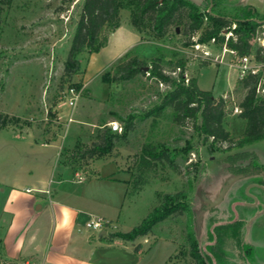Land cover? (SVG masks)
Returning <instances> with one entry per match:
<instances>
[{
  "label": "rangeland",
  "instance_id": "rangeland-1",
  "mask_svg": "<svg viewBox=\"0 0 264 264\" xmlns=\"http://www.w3.org/2000/svg\"><path fill=\"white\" fill-rule=\"evenodd\" d=\"M82 1L12 0L7 4L0 0V108L6 90L11 87L20 88L24 99L32 95L35 98L36 93L40 98L39 114L31 117L33 120L0 110L7 116L6 125L0 130L21 128L35 121L41 140L48 137L57 140L63 136L57 148H50L51 156L59 159L58 152L64 146H73L76 140L91 146L98 140L102 126L117 121L123 128L124 121L135 116L134 128L126 139L117 141L110 153L101 155L95 152L76 163H69L75 170L89 174L88 171L94 170L93 166L101 163L110 166L113 162L121 172L130 176L129 193L123 207L120 212L108 213L115 226L112 230L121 233L132 231L161 204L166 194L185 192L193 201L188 211L168 217L157 223L148 235L138 237L129 255L119 257L121 262L117 256L106 260L111 264H197L190 254L191 243L196 239L204 241L208 210L219 205L230 192L229 206L235 211L237 203L233 201L243 199L244 189L250 195L247 188L251 184L246 188L231 187L234 180L228 179L227 185L223 186L227 178L215 161L226 153L216 147L211 154L210 141L184 154L182 148L187 140L196 136V132L190 120L186 124L177 123L172 108L146 117L161 103L162 96L169 90L168 85H161L143 73L121 82H105L103 78L109 72L112 76L115 67L130 57L143 59L149 66L155 58L161 57L165 70L176 76L174 64L183 58L187 62L185 75L188 78L197 77L202 89L213 91L216 98H224V125L232 137L238 139L245 132L247 120L241 118L240 113H235L234 108L240 106L248 89L240 81L239 70L233 66L236 59L227 53L223 61H215L214 58L223 57V46L211 42L203 48L211 54L210 63L204 65L203 61L207 58L196 57L193 48L184 46L185 35L177 34L172 26L160 36L145 30L141 46L123 57L114 52L112 45L101 48L96 54L84 51L78 55V71L66 75L65 61L79 19L78 6ZM206 1L203 0V3ZM236 9L224 11L219 7L216 10L235 13ZM122 17H128L130 21V10L122 9ZM257 47L255 43L254 49ZM202 52L199 51L200 54ZM17 79L23 80V85L11 86L10 83ZM79 83L82 84L80 88L77 87ZM71 86L81 91L74 108L65 106L61 99L63 92ZM70 115L74 121L69 123ZM148 145L156 147V152L167 150L171 161L166 158L145 159L144 149ZM244 150L255 151L264 162V140ZM201 165H205L204 176L199 172ZM223 190L225 192L221 197ZM110 228L111 222L109 228L103 230L105 234H101L103 231L95 234L104 236ZM246 233V240L254 246L257 257L252 264H264V209L249 218ZM202 248H205L204 244Z\"/></svg>",
  "mask_w": 264,
  "mask_h": 264
},
{
  "label": "trees",
  "instance_id": "trees-1",
  "mask_svg": "<svg viewBox=\"0 0 264 264\" xmlns=\"http://www.w3.org/2000/svg\"><path fill=\"white\" fill-rule=\"evenodd\" d=\"M3 1L10 4L12 0ZM223 2L224 0H207L206 3L197 4L192 0H83L78 6L80 14L65 61V74L72 75L78 71L80 53H96L107 45L109 34L121 25L122 9L130 10V23L140 32L148 29L160 36L174 26L177 34L185 35L186 47L193 48L196 43L209 44L213 41L215 45H225L235 50L239 56L254 53L258 61L264 62V48L254 49L252 42L258 28L264 24V16L247 5L237 8L235 13L218 12L216 9ZM209 63V60L203 61L204 65ZM186 66V60L179 58L174 64V76L165 70L161 57L155 58L150 66L143 59L130 57L115 67L112 76L109 72L103 79L105 82H121L143 73L168 85L169 90L162 96L161 103L148 112L146 117L159 115L165 108H172L174 120L179 124H186L190 120L196 132V136L187 140L182 148L184 154L210 141L211 154H214L216 147L226 153L215 161L227 178L223 186L227 185L228 179L233 178L231 187L246 188L254 183L264 186V162L255 151L244 150L247 146L264 140V98L257 94V77L247 75L240 79L248 89L240 103L242 112L239 115L247 120V127L240 138L234 139L224 125V98H216L213 91L202 89L197 77L188 78L185 75ZM81 85L79 83L77 87L80 88ZM134 119L135 116H130L124 121L122 132H115L107 125L102 126L98 140L91 146L77 142L72 149H65V161L72 164L95 152L101 155L110 153L117 141L126 139L134 128ZM6 122L7 116L0 112V128ZM144 151L145 159L166 158L171 161V154L165 149L156 152V147L148 145ZM204 167L205 165H201L199 168L202 176L205 175ZM88 175H91L90 172ZM229 193L219 205L208 210L204 241L196 239L191 243L190 254L197 264H252L257 260L254 246L246 240V230L249 218L264 209V189L254 186L249 190L250 195L244 189L243 199L233 201L237 203L235 211L229 206ZM254 196L258 199L257 204H253ZM192 201L185 192L166 194L161 204L140 225L128 233L116 232L111 236L135 241L140 236L148 235L157 223L174 214L188 211ZM246 202L250 204H244Z\"/></svg>",
  "mask_w": 264,
  "mask_h": 264
},
{
  "label": "crops",
  "instance_id": "crops-1",
  "mask_svg": "<svg viewBox=\"0 0 264 264\" xmlns=\"http://www.w3.org/2000/svg\"><path fill=\"white\" fill-rule=\"evenodd\" d=\"M192 1L203 4V0ZM245 5L264 16V0H224L219 7L231 11ZM143 37L144 32L138 31L128 17H122L121 25L110 33L102 49L112 45L123 57L140 47ZM22 81L13 80L10 85L21 86ZM33 96L24 99L20 88L11 87L4 94L0 110L31 120L39 114L40 98L37 93ZM40 134L35 121L21 128L0 130V257L31 258L36 264H111L106 259L129 255L135 241L108 237L116 233L108 213L120 212L123 207L130 176L113 162L110 166L101 163L93 166L85 180L78 181L76 175L81 171L61 155L77 140L73 146H64L58 152L60 158L55 159L50 148H57L63 136L41 140ZM92 217L111 222L112 228L104 237L87 230L86 223Z\"/></svg>",
  "mask_w": 264,
  "mask_h": 264
},
{
  "label": "built area",
  "instance_id": "built-area-1",
  "mask_svg": "<svg viewBox=\"0 0 264 264\" xmlns=\"http://www.w3.org/2000/svg\"><path fill=\"white\" fill-rule=\"evenodd\" d=\"M229 35V34H227ZM253 44H258V47L264 48V24L260 26L257 30L256 36L253 39ZM213 43V41H212ZM207 44H201L196 43L193 47V50L195 51L196 57L201 58H207L209 59L210 51L204 50V46ZM202 50V54L199 53V51ZM229 53L232 58H235L236 61L233 64L234 67H236L239 70L240 79L244 78L247 75H254L257 77V94L264 98V62H260L256 59L255 54H250L247 56H239L238 53L233 50L227 48L225 45L223 46V57L214 58L215 61H223L224 56ZM161 85H164V83H160ZM81 91L77 88L71 86L67 87L65 92H63L61 99L63 100V104L65 106H69L71 108H74L77 105V102L80 98ZM235 113H241L242 109L240 106H236L234 108ZM69 123L74 121V118L72 115L68 117L67 120ZM110 128L115 132H122L123 128L117 121H112L108 124ZM88 174L78 173L76 175V179L78 181H83L87 178ZM110 221L106 220L102 217H92L87 223L86 228L89 232L92 233H99L107 228H109ZM0 264H36L35 261L31 258H21V259H6L3 257H0Z\"/></svg>",
  "mask_w": 264,
  "mask_h": 264
},
{
  "label": "water",
  "instance_id": "water-1",
  "mask_svg": "<svg viewBox=\"0 0 264 264\" xmlns=\"http://www.w3.org/2000/svg\"><path fill=\"white\" fill-rule=\"evenodd\" d=\"M211 9H212V6H211L210 9H209L210 12H211ZM145 69L148 70V67H146ZM234 179H235V178H233V180H234ZM254 186L261 187V188L264 189V186L254 183V184H251V185L248 186L247 191L249 192L250 188H251V187H254ZM224 192H225V190H223L221 197L223 196ZM254 199H255V202H254L253 204H257V203H258V199H257V197L254 196ZM244 204H250V203H244ZM253 204H252V205H253ZM105 233H106V232L103 231L101 234H105Z\"/></svg>",
  "mask_w": 264,
  "mask_h": 264
}]
</instances>
